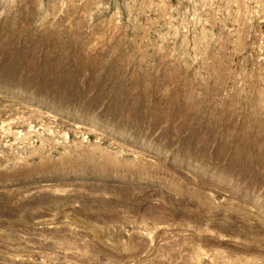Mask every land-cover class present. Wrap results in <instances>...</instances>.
<instances>
[{
    "label": "rangeland",
    "instance_id": "obj_1",
    "mask_svg": "<svg viewBox=\"0 0 264 264\" xmlns=\"http://www.w3.org/2000/svg\"><path fill=\"white\" fill-rule=\"evenodd\" d=\"M0 264H264V0H0Z\"/></svg>",
    "mask_w": 264,
    "mask_h": 264
}]
</instances>
